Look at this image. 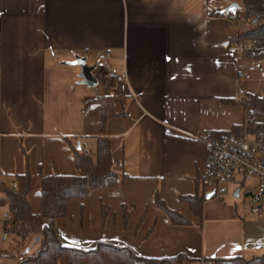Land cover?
<instances>
[{"label": "crops", "instance_id": "0c3cea01", "mask_svg": "<svg viewBox=\"0 0 264 264\" xmlns=\"http://www.w3.org/2000/svg\"><path fill=\"white\" fill-rule=\"evenodd\" d=\"M230 4L0 0V185L27 172L30 212L39 214L41 177L76 175L74 146L95 157L97 100L110 98L120 115L104 132L119 183L68 203L54 225L63 245L104 243L142 258L183 256L201 264L264 255V220L239 211L236 201L248 198L257 180L250 187L228 183L210 199L201 185L208 155L199 137L245 126L247 110L230 102L264 97V72L233 48L248 26L241 6L235 20L210 16ZM105 53L108 69L126 75L124 91L96 69ZM76 58L93 68L94 87L70 65ZM195 195L204 196L200 219L183 200ZM157 201L186 224H173ZM6 214L0 207V220Z\"/></svg>", "mask_w": 264, "mask_h": 264}, {"label": "trees", "instance_id": "16d2710c", "mask_svg": "<svg viewBox=\"0 0 264 264\" xmlns=\"http://www.w3.org/2000/svg\"><path fill=\"white\" fill-rule=\"evenodd\" d=\"M241 6L243 18L248 26L240 32L234 41H251L257 47L247 58L264 60V0H230ZM225 15L222 10H211L210 16ZM101 106V118L98 126L99 136L96 144V154L93 158L82 147L74 146V164L77 174L74 176L41 177L40 212L34 215L30 212L28 194L31 188V176L26 172L14 179L17 187L0 185L2 197L0 207L7 209L8 219L0 220V231L15 237L21 245L30 236L39 238V247L34 254L20 256L18 264H184L183 256L168 258H142L125 248L100 243L91 249H82L63 245L56 233L55 222L66 216L67 205L71 200L84 201L96 189L116 187L119 177L112 169L110 143L105 136V126L110 119L120 117L112 109L110 98L101 97L97 100ZM229 103V102H228ZM242 105L252 118L243 127H234L226 132H211L213 136L240 135L249 132L254 135H264V97L245 94L240 101L230 102ZM204 196L184 197L194 215L200 219L201 202ZM161 210L175 225H184L186 221L175 211L166 208L157 201ZM107 209L101 206V216L104 219ZM3 251H0V254ZM7 253V252H6ZM11 253V252H9ZM7 253V254H9ZM8 257H13L9 254ZM213 264H264V255L245 260L242 257L230 259H209Z\"/></svg>", "mask_w": 264, "mask_h": 264}, {"label": "built area", "instance_id": "2783aa9c", "mask_svg": "<svg viewBox=\"0 0 264 264\" xmlns=\"http://www.w3.org/2000/svg\"><path fill=\"white\" fill-rule=\"evenodd\" d=\"M238 11L233 14H226L229 20L237 19ZM233 48L240 56H247L257 49L251 41H234ZM105 53L102 60L97 63L96 69L106 73L113 80L120 91L127 86L125 74H117L108 69L105 60L108 58ZM254 67L259 72H264V60L255 59ZM94 76V72L92 73ZM96 79V77H95ZM252 118L248 116L247 121ZM203 143L208 158L201 185L206 192L213 196L220 197L227 190L226 185L231 182L240 184L257 180L256 187L248 195L249 213L257 219L264 220V135H254L244 132L240 135L213 136L208 132L199 137ZM87 152L86 146L82 147ZM13 189L17 187L16 182H10ZM8 219V215L1 216V220ZM2 241L8 238L6 232H0Z\"/></svg>", "mask_w": 264, "mask_h": 264}, {"label": "rangeland", "instance_id": "374dc122", "mask_svg": "<svg viewBox=\"0 0 264 264\" xmlns=\"http://www.w3.org/2000/svg\"><path fill=\"white\" fill-rule=\"evenodd\" d=\"M253 183H245L244 186L250 187ZM231 190L228 192L227 196H231ZM239 211L245 212L248 211L249 213V202L247 198H244L243 195L236 199ZM246 214V212H245ZM1 232V231H0ZM38 238L36 239L35 236L28 237L25 242L21 245L18 244L17 239L13 236H9L6 241H0V251L3 253L0 254V264H18L20 261V256L24 254H34L38 250ZM13 257H8L9 254ZM185 264H201L199 262H186ZM204 264H211L205 262Z\"/></svg>", "mask_w": 264, "mask_h": 264}, {"label": "water", "instance_id": "95a60500", "mask_svg": "<svg viewBox=\"0 0 264 264\" xmlns=\"http://www.w3.org/2000/svg\"><path fill=\"white\" fill-rule=\"evenodd\" d=\"M239 10V5L237 3L230 4L227 8L223 10L224 14L233 13L235 14ZM72 66H77L80 68V78L82 79V83L94 87L96 85V79L93 76V68L89 67L85 60L81 58H76L74 62L70 63ZM77 149L79 150L80 147L78 146ZM213 196L212 193H209L205 196V199H210Z\"/></svg>", "mask_w": 264, "mask_h": 264}]
</instances>
